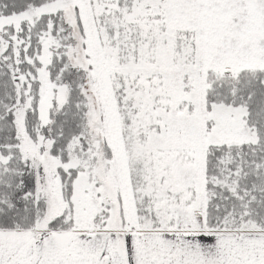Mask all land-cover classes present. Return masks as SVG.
<instances>
[{"label":"snow or ice","instance_id":"obj_1","mask_svg":"<svg viewBox=\"0 0 264 264\" xmlns=\"http://www.w3.org/2000/svg\"><path fill=\"white\" fill-rule=\"evenodd\" d=\"M0 264H264V0H0Z\"/></svg>","mask_w":264,"mask_h":264}]
</instances>
